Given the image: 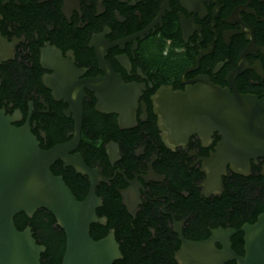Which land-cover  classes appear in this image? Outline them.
<instances>
[{"label":"flooded vegetation","instance_id":"1","mask_svg":"<svg viewBox=\"0 0 264 264\" xmlns=\"http://www.w3.org/2000/svg\"><path fill=\"white\" fill-rule=\"evenodd\" d=\"M118 82L134 90L119 92ZM209 85L264 101V0H0V111L49 150L72 138L64 94L83 90L71 155L106 180L95 187L96 215L119 246L113 264H180V236L202 242L214 230L240 232L226 218L227 188L245 184L256 194L264 160H251L247 176L227 167L211 186L205 161L220 132L166 140L155 114L160 89ZM105 88L116 95L110 108L133 111L131 121L96 111ZM56 163L83 201L88 178Z\"/></svg>","mask_w":264,"mask_h":264},{"label":"water","instance_id":"2","mask_svg":"<svg viewBox=\"0 0 264 264\" xmlns=\"http://www.w3.org/2000/svg\"><path fill=\"white\" fill-rule=\"evenodd\" d=\"M119 92L134 90L132 86L114 83ZM90 91V83L84 84ZM202 91L187 89L174 92L160 89L154 97L158 126L166 140L184 141L196 131H218L222 136L206 166L210 168L209 184L214 186L226 174L249 175L250 161L264 160V101L254 96L230 93L212 85ZM116 95L106 88L96 92V111L119 114L121 122L131 121L133 111L110 108ZM130 98L131 96L128 95ZM127 96L125 103H132ZM83 90L64 94L72 114L74 129L69 142L42 150L28 125L15 127L0 111V264H40L45 247L37 245L29 227L16 229L14 217L23 213L31 219L43 209L55 219L65 236L61 264H113L121 259L113 231L94 240L92 224L105 225L96 208L100 201L95 187L102 179L96 170L86 166L79 154H73L80 141L83 114ZM122 101V100H121ZM60 161L64 167L86 176L89 190L78 201L60 176L52 174L51 166ZM264 176V164L262 173ZM234 229H218L202 242H189L179 237L181 248L175 259L180 264H264V211L253 224H243V255L231 248ZM221 247L218 250L215 244Z\"/></svg>","mask_w":264,"mask_h":264},{"label":"trees","instance_id":"3","mask_svg":"<svg viewBox=\"0 0 264 264\" xmlns=\"http://www.w3.org/2000/svg\"><path fill=\"white\" fill-rule=\"evenodd\" d=\"M50 170L55 176L62 175V166L60 163L54 164ZM71 177L72 174L70 173V178ZM64 180L66 185L70 186L65 177ZM256 189L257 192L255 194L247 190L245 184L227 188L226 218L229 217V215H231L232 219L236 218V220L234 219V221H232L235 228L239 229L244 223L253 224L257 216L264 211L263 176L257 179ZM75 198L80 200L79 197L75 196ZM228 207L236 209V212L233 211L229 214ZM13 221L16 229L19 231L29 227L36 244L45 247V252L40 255V264H61L65 248V236L63 231L56 225L54 217L49 212L40 209L36 211L31 219H28L23 213H19L14 217ZM105 234L106 230L102 226L97 224H92L90 226V236L92 239L98 240L104 237ZM231 243L234 252L242 256L244 253L243 234L238 232L231 238ZM226 264H234V262Z\"/></svg>","mask_w":264,"mask_h":264}]
</instances>
